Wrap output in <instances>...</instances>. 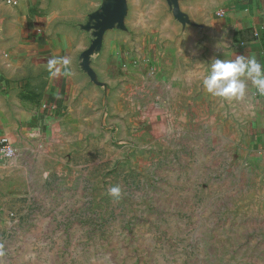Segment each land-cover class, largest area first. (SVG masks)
I'll use <instances>...</instances> for the list:
<instances>
[{
	"label": "crops",
	"instance_id": "obj_1",
	"mask_svg": "<svg viewBox=\"0 0 264 264\" xmlns=\"http://www.w3.org/2000/svg\"><path fill=\"white\" fill-rule=\"evenodd\" d=\"M125 2L122 26L104 33L87 72L91 36L81 26L101 0H0V140L20 152L0 162V237L34 190L89 149L98 125L114 124L130 141L192 104L235 126L243 116L264 190V95L250 81L233 100L202 85L215 58L252 55L264 65V0ZM65 57L70 64L53 78L48 62Z\"/></svg>",
	"mask_w": 264,
	"mask_h": 264
},
{
	"label": "rangeland",
	"instance_id": "obj_2",
	"mask_svg": "<svg viewBox=\"0 0 264 264\" xmlns=\"http://www.w3.org/2000/svg\"><path fill=\"white\" fill-rule=\"evenodd\" d=\"M103 4L81 26L91 45L87 26ZM184 108L130 141L98 125L2 234L0 264H264V190L243 116L235 126Z\"/></svg>",
	"mask_w": 264,
	"mask_h": 264
},
{
	"label": "clouds",
	"instance_id": "obj_3",
	"mask_svg": "<svg viewBox=\"0 0 264 264\" xmlns=\"http://www.w3.org/2000/svg\"><path fill=\"white\" fill-rule=\"evenodd\" d=\"M61 64L67 66L70 60L67 57L53 58L48 62V70L53 78L62 74ZM249 81L259 94L264 95V65L255 56L241 54L233 59L215 58L202 78V85L212 97L233 100L246 95ZM121 193L119 185L108 189V194L117 200L121 198Z\"/></svg>",
	"mask_w": 264,
	"mask_h": 264
},
{
	"label": "water",
	"instance_id": "obj_4",
	"mask_svg": "<svg viewBox=\"0 0 264 264\" xmlns=\"http://www.w3.org/2000/svg\"><path fill=\"white\" fill-rule=\"evenodd\" d=\"M127 13L125 0H104L103 8L93 14L88 23V29H93V36L95 37L90 48L82 56V67L85 71H90V55L99 51L103 35L107 29L114 26L120 27L123 24L124 17Z\"/></svg>",
	"mask_w": 264,
	"mask_h": 264
},
{
	"label": "built area",
	"instance_id": "obj_5",
	"mask_svg": "<svg viewBox=\"0 0 264 264\" xmlns=\"http://www.w3.org/2000/svg\"><path fill=\"white\" fill-rule=\"evenodd\" d=\"M20 0H4L5 3L10 5H17ZM45 109L48 108L47 104H44ZM19 150L7 139L2 138L0 140V162L15 159L19 156Z\"/></svg>",
	"mask_w": 264,
	"mask_h": 264
}]
</instances>
